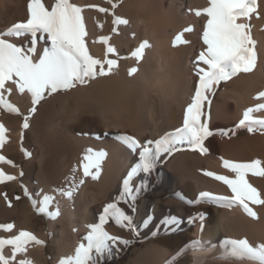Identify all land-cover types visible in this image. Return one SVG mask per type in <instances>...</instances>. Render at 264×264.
I'll return each instance as SVG.
<instances>
[{
    "label": "bare ground",
    "instance_id": "obj_1",
    "mask_svg": "<svg viewBox=\"0 0 264 264\" xmlns=\"http://www.w3.org/2000/svg\"><path fill=\"white\" fill-rule=\"evenodd\" d=\"M100 1L102 0H70L83 8V22L88 33L85 40L90 55L98 59L105 58L107 45L101 42V37H108L109 44L116 48V54H108L107 57L117 60V68L112 75L98 78L87 86L60 92L38 105L37 111L31 114L29 94L18 92L11 82L5 85L11 89L10 92L0 89L7 103L12 102V106L18 109L17 112L7 109L9 115H0V124L6 129L5 142L0 146V156L6 158L11 153L21 159L31 144L33 156L37 157V160L32 161L30 158L24 171L26 178L33 175L38 183L39 195H32L37 207L44 194L53 197L52 203L43 213V221L49 233H59L58 241L55 246L52 245L58 255V261L74 255L75 248L80 244L77 238L78 227L88 232L86 226L89 225L90 204L104 200L107 191L132 166L134 157L139 158L138 152L134 153L123 145L119 136L128 134L143 142L183 125L184 111L192 101L194 86L198 80L193 65L205 47L202 34L207 17H197L194 11L190 12L189 9L207 7L208 0H124L114 17L126 19L128 23H117L115 32L110 11H98L101 7L98 4ZM44 2L50 6L53 0ZM27 3L28 0H0V32L26 20ZM257 3L258 17L254 13L247 21L251 24V35L257 42V67L251 73H241L215 87L214 93L218 89L220 99L218 105L213 106V118L209 125L214 123L217 117L216 120L221 121L217 125H230L232 131L240 132L244 128L237 125L243 118V112L248 107L264 102L254 99L257 93L264 91V0H257ZM87 5L96 7L89 8ZM238 22L245 21L241 18ZM186 27L193 29L184 33L183 38L187 43H177L174 46L175 36ZM143 41H147L149 47L145 49L143 58L138 61L132 53ZM49 46L50 42L46 40L38 41L37 47L40 50ZM134 67L137 72L129 75V69ZM214 93L208 94V97H212ZM60 100L61 104L57 107L56 102L60 103ZM253 115L264 118V111ZM25 116L28 117L30 126L22 141L21 126ZM73 131L82 135L75 137ZM205 147L208 151L200 160L205 167L203 175L200 178L189 175V180L191 179L198 193L206 191L215 195L230 196V189L225 184L205 173L212 172L232 178L234 174L223 167L224 160L264 161V132L255 130L248 136L231 141L211 138L205 142ZM88 148L104 150L107 153L96 180L91 176L82 175L80 164ZM19 152H22V155ZM183 156L198 157L194 152L184 153L177 161L175 159L176 162L173 161L169 168H173L175 164L181 166ZM2 171L16 177L9 181L11 185L18 183L20 169L10 171V167L3 165ZM73 177L85 180L73 199L69 200L54 191L67 187ZM247 178L264 194V177H252L249 174ZM5 196L1 198L3 202H0V223L13 221L14 227L8 232L0 231V238H11L22 230L31 232L34 227L29 226L42 222L37 218L27 220L25 216L32 214V207L27 204L20 207L8 206L12 196ZM249 206L257 213L255 219L247 216L238 205L231 209L216 207L212 228L205 230L199 240L214 245H219L225 238H246L254 245L264 243V205ZM57 210L59 214L52 218ZM207 222L209 223V219ZM24 247L25 251L18 254L12 264H17L19 259L34 253H38L40 260L44 257L42 245L28 242ZM157 248L154 249L156 254L163 252L161 255L164 256V251ZM221 251L219 246L211 247L207 244L203 250L191 249L190 264H240L231 258L218 259ZM4 255H11V246H5ZM156 257L153 260L157 262L159 258ZM242 264L256 262L245 259Z\"/></svg>",
    "mask_w": 264,
    "mask_h": 264
},
{
    "label": "snow or ice",
    "instance_id": "obj_2",
    "mask_svg": "<svg viewBox=\"0 0 264 264\" xmlns=\"http://www.w3.org/2000/svg\"><path fill=\"white\" fill-rule=\"evenodd\" d=\"M108 2L113 9L117 6L112 0ZM87 7L96 6L87 5ZM257 8V0H208L207 7L189 9L190 12L194 11L197 17L205 15L207 21L202 34L205 47L196 57L193 65L198 80L194 86L192 101L184 111L183 125L174 131L165 132L155 140L141 142L128 134L119 136L123 145L134 153L138 152L139 160L123 179L115 201L103 208L98 217L99 222L86 226L88 232L83 238L86 243H80L75 248L74 255L61 258L58 264H103L106 254L111 258L113 248L119 251L118 245H127L129 242L120 236L110 234L105 229L108 221L112 220L118 227L133 233L137 231L134 216L137 212V201L142 191V184H134L133 177L140 173L144 177L150 176L161 157L171 156L174 152L180 151L181 145H187L201 154L208 151L204 142L213 135V132L209 128L208 119L201 120V117L206 115L202 107L205 101L211 103L208 94L214 93L215 87L222 81L227 82L241 73H251L257 67V42L251 35V24L247 22L254 13L258 17ZM98 11L106 13L109 9L99 7ZM82 12L83 8L70 0H53L50 6H47L44 0H28L26 20L17 22L0 32V89L10 92L11 89L6 88L5 85L11 82L18 92L29 94L30 114L37 111V105L46 97L62 91L74 90L78 86H87L98 78L112 75L117 68V60L107 58L108 54L115 55L117 52L116 48L109 44L108 37L100 38L101 42L107 45L105 58L98 59L90 55L85 40L88 33ZM241 18L245 22H238ZM113 22L127 24L128 20L117 18ZM192 30L191 27H186L178 33L173 40L174 46L177 43H187L183 38L184 33ZM113 31L115 32L116 29L114 28ZM39 40L50 42V46L40 50L37 47ZM148 47V42L143 41L132 55L139 61ZM136 72L135 67L129 69V75ZM254 99L264 100V91L257 93ZM0 105L12 112L18 111L7 103L3 92H0ZM260 111H264V102L248 107L243 112V118L237 127L247 128L249 132L255 130L264 132V118L253 115ZM29 126L28 117L25 116L21 127L27 129ZM5 132V127L0 124V146L5 142ZM106 155L104 150L86 149L80 164L83 177L91 176L93 180L98 179ZM0 162L13 165V162L4 156H0ZM223 167L234 174L232 178L212 172H206L205 175L214 177L225 184L230 189L231 195H215L205 191L200 192L195 201H187V203L192 205L207 201L218 208L227 209L238 205L247 216L255 219L257 213L249 205H264V198H262L264 194L258 191L247 177L249 174L252 177H264V161L260 159L247 162L224 160ZM21 175H23L22 172ZM14 179H16L15 176L0 171V183ZM84 183L83 178L77 180L73 177L67 187L54 191L71 200ZM24 194L32 201V206L38 213H45L53 201L52 196L44 194L37 207V202L32 200L27 190ZM178 198L182 199V197ZM5 199H7L6 196ZM119 204L126 205L127 211L119 207ZM58 214L57 210L52 218ZM205 217V213H197L189 217V223H195L198 218L201 221L202 232ZM149 219L146 217L144 222L147 223ZM160 223L170 229L173 225H179L181 219L176 216H167ZM13 227L11 223L0 224V229L5 232L11 231ZM28 242H34L37 245L44 243L32 233L23 230L11 238H0V264H12L16 261L17 255L25 251L24 246ZM206 244L211 247L219 246L222 249L218 259L231 258L240 264L247 259L255 261L256 264H264V243L254 245L246 238H225L219 245L194 240L179 249L166 264H175L186 250L190 248L203 250ZM5 246H11L10 256L4 255ZM17 264H28V261L19 259Z\"/></svg>",
    "mask_w": 264,
    "mask_h": 264
},
{
    "label": "rangeland",
    "instance_id": "obj_3",
    "mask_svg": "<svg viewBox=\"0 0 264 264\" xmlns=\"http://www.w3.org/2000/svg\"><path fill=\"white\" fill-rule=\"evenodd\" d=\"M112 2L116 3L117 5L114 9L112 8L108 0H102L98 4L103 8L109 7V11L112 15L111 20L113 29H116L117 23L113 22L114 20H116V17H114V15L116 14L117 10L123 5L124 0H112ZM56 95L57 94H53L50 97ZM50 97H46L45 100L40 104L45 102ZM208 99L209 101H211V103L209 104L207 101H205L202 107V111L206 115L202 116L201 120L208 119L209 124L210 120L213 118V106L218 105V101L220 99L219 90L217 89L214 95L212 97H208ZM59 102L60 103H58V101L56 102L57 107L60 106L61 100ZM9 104L12 105V102H10ZM0 113V115L10 114V112L2 105H0ZM216 118L217 117H215L214 119V123H211L209 125L210 130L213 132V135L206 141L211 138L223 141H231L235 140V138H243L253 133L249 132L246 128H244L240 132H234L232 131L233 129L230 125H217L218 122L221 123V121H217ZM23 122L24 118L22 120V124ZM28 131L29 128H22V141L25 139ZM72 133L75 137H79L82 135L75 131H73ZM158 138L159 137H155V139ZM180 148V151L174 152L171 156H162L150 176L144 177V175L140 173L137 176L133 177L134 184L136 185H140L143 181H145L144 184H142V191L137 201V212L134 216L135 227L137 231L133 233L130 230L122 229L118 227L114 221L109 220L105 225V229L110 234L120 236L123 239L127 240L129 243L127 245H118L119 251H117L116 248H113L111 258H109V256L106 254L103 260V264H166V262H168L170 258H172L173 255L177 253V251L184 245L189 244V242L191 241L199 240L200 235L205 232V230L212 228V225L214 224V213L217 206L207 201H200L199 203L192 205L187 203V201H195L199 196V193L193 186V182H191V179L189 180V175L193 178H200L203 175L205 167L204 163L200 161L203 154H201L199 151L192 150L187 145H181ZM190 152L196 153L198 157L191 158L183 156V166L175 164L176 166H174L173 168H169V165H172L171 163H174L173 161H175V159L177 161L180 155ZM19 153L22 155V152ZM33 155L34 153L32 146L31 144H29L27 151L23 153L21 159L19 158V156L12 155L11 153L10 155H7L6 159L11 160L14 166L8 163L0 162V171H2L3 165H7L8 167H10V171L20 169V179L16 185H11L9 181L0 183V188H2V194H0V202H3L1 199L3 198V196L10 195L12 196V200H9L7 204L8 206L10 204L11 206L15 205L17 207H20L23 204H27L31 206L33 210L31 212L32 214L30 215L31 217L25 216V218L27 220L37 218L42 221L41 223H33L34 225L29 227H34V229L31 228L30 233L35 236L38 233L36 237L44 242L42 244V257H44L42 258V260H40L38 258V253L37 255H34L36 254L34 253L31 256L23 259L28 260V264H58V255H56V252L52 248V245L55 246L56 242L58 241L59 233H57L56 231L53 233L48 232L46 223L43 221L45 219V216L43 215V213H38L37 210L33 208L32 201L24 194L25 190H27L29 194L31 193V198L32 195H39V189L37 187L38 183L36 182V179L33 175L26 178V172L24 171L25 166L30 158L32 161L37 160V157ZM32 157L34 158L32 159ZM138 160L139 158L137 159L134 157V162L131 167H133L138 162ZM131 167L125 173H123L116 181L114 186L109 189V191H107L106 198L104 200L90 204L88 224L98 223V217L102 213L103 208L108 203H112L115 201V198L121 189L122 181L126 177ZM21 172L23 173V175H21ZM16 197H19V199H16ZM178 197H182V199ZM118 206L124 208L125 211H127L126 205L119 204ZM201 212L206 214L205 220L203 221L204 228L202 232L200 230L201 221L198 218L195 220V223H189V217H193L197 213ZM167 216H176L181 219V223L179 225L171 226L170 229L165 228L163 225H161L160 222ZM146 217L150 218L147 223L144 222ZM207 218L209 219V223L207 222ZM12 222L13 221H10L9 223L12 224ZM77 229V238L79 243H86L83 238L87 235V232L81 229V227H78ZM0 231L4 230L0 229ZM157 247L161 249V251H164L165 258H163L164 256L161 255V253L163 252L159 250L158 252L161 253L156 254L154 249H156ZM190 251L191 248L186 250L184 254L175 261V264H190L192 260V257L189 255ZM155 255H158L160 257H156ZM154 257L159 258L160 260L157 259L156 262L154 261ZM29 258L31 259L29 260Z\"/></svg>",
    "mask_w": 264,
    "mask_h": 264
}]
</instances>
